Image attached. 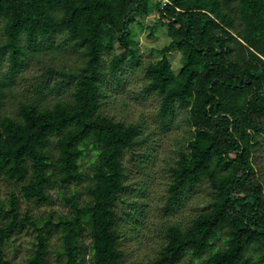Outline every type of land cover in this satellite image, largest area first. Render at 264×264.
Returning <instances> with one entry per match:
<instances>
[{
    "label": "trees",
    "instance_id": "obj_1",
    "mask_svg": "<svg viewBox=\"0 0 264 264\" xmlns=\"http://www.w3.org/2000/svg\"><path fill=\"white\" fill-rule=\"evenodd\" d=\"M150 1L0 0L11 75L22 65L26 48L56 32H65L84 56V64L71 73L75 86L69 98L51 107L23 102L16 116L0 114V176L16 182L24 200L50 204L49 189L82 179L79 160L86 148H93L95 155L89 200L81 203L59 192L70 208L58 222L49 217L39 226L27 213L19 215L15 194L8 205L0 199V263L4 243L28 224L37 232L36 246L18 264L46 263L51 230L61 236L62 264H121L115 220V204L126 187L121 155L142 140L137 125L99 111L100 84L106 76L102 54L115 43L129 48L133 23L148 12ZM233 3L237 24L228 8ZM154 4L170 41L160 50L163 56L145 66V90L160 95L161 119H168L175 103L187 107L194 131L188 150H180L170 168L168 205L203 180L213 191L209 210L185 228L167 227L155 263L178 264L186 255L183 264H256L264 258V191L251 154L257 134L264 132V0ZM172 50L182 55L177 73L166 56ZM120 64L118 55H112L109 71L114 73ZM85 228L87 246L80 239ZM216 239L221 245L213 247Z\"/></svg>",
    "mask_w": 264,
    "mask_h": 264
},
{
    "label": "rangeland",
    "instance_id": "obj_2",
    "mask_svg": "<svg viewBox=\"0 0 264 264\" xmlns=\"http://www.w3.org/2000/svg\"><path fill=\"white\" fill-rule=\"evenodd\" d=\"M151 0L146 14L137 16L131 28L129 48L123 50L118 43L109 53H103L106 76L100 84L99 111L123 124L139 127L141 144L132 150L122 152L125 189L115 204L116 229L120 235L118 248L123 253L121 264H156L155 259L166 242V229L170 225L185 228L193 218L211 208L213 191L207 180L188 187L180 199L168 205L169 185L172 181L170 168L178 158L180 150H188L193 138V127L189 124L188 108L175 103L168 119L159 115L160 95L146 92L148 78L145 66L160 59L161 49L170 41L166 22H159L158 8ZM235 4L228 6L239 23ZM4 20L0 18V114L16 116L18 106L23 102H35L39 107H51L58 100L70 97L75 86L72 72L84 64L82 49L68 41L65 32H56L52 37L39 38L33 47L26 48L22 65L14 75L9 72V49L5 47ZM22 43L25 44L23 37ZM112 55H118L121 62L114 73L109 71ZM136 57L137 61L132 59ZM170 66L177 73L181 64V53L172 50L166 53ZM264 127V115L261 118ZM251 161L255 174L263 184L264 191V132L257 134ZM54 148V144L52 143ZM93 148L87 147L86 154L79 160L81 180H72L66 185L49 189L52 202L33 204L24 200L18 184L12 179L0 176V199L8 205L9 197L18 198L19 215L28 214L39 221V226L49 217L58 222L60 216L69 212L66 197L75 196L79 202L88 201L87 187L91 185L94 161ZM0 221L3 215L0 213ZM34 227L24 225L17 229L4 243L3 263L18 264L25 261L36 246ZM81 241L90 242L88 229L82 231ZM221 245L216 239L213 247ZM59 231L48 234V255L45 264H62ZM212 247V249H213ZM211 250L205 252L209 254ZM89 259V252L86 254ZM188 259L184 256L178 264ZM90 264V263H88ZM256 264H264V258Z\"/></svg>",
    "mask_w": 264,
    "mask_h": 264
}]
</instances>
